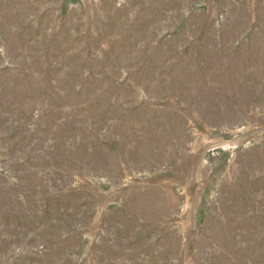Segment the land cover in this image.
<instances>
[{"label": "rangeland", "instance_id": "obj_1", "mask_svg": "<svg viewBox=\"0 0 264 264\" xmlns=\"http://www.w3.org/2000/svg\"><path fill=\"white\" fill-rule=\"evenodd\" d=\"M0 264H264V0H0Z\"/></svg>", "mask_w": 264, "mask_h": 264}]
</instances>
